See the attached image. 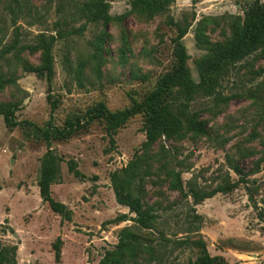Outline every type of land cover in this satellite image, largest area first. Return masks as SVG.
<instances>
[{"label":"rangeland","instance_id":"obj_1","mask_svg":"<svg viewBox=\"0 0 264 264\" xmlns=\"http://www.w3.org/2000/svg\"><path fill=\"white\" fill-rule=\"evenodd\" d=\"M87 1L0 0V52L17 42L15 52L0 58L6 81L0 104L19 105L17 126L8 128L0 117V249L15 245V264H97L128 228L155 253L149 258L139 250L120 264H189L199 255L191 243L196 239L215 264H264V53L231 66L214 94L194 98L190 110L205 122L199 134L162 136L146 145L141 113L117 129L94 118L61 140H46L35 129L51 114V127L63 129L66 119L84 118L100 102L116 112L144 101L176 63L169 17L190 25L183 43L198 82L195 61L206 50L196 34L225 43L233 17H243L254 0H171L166 12L151 16L129 0H106L108 23L86 19L81 7ZM39 33L58 35L50 87L45 75L30 71L41 64L40 50L24 48ZM49 147L62 158L52 196L71 210L70 220L39 195L40 162ZM70 160L83 177L69 171ZM133 161L141 178L133 180L132 192L157 215L149 229L137 226L135 214L115 198L112 176H125ZM171 171L180 174L186 195L172 185ZM228 184L234 186L198 203L189 192ZM122 213L127 220L111 223Z\"/></svg>","mask_w":264,"mask_h":264},{"label":"trees","instance_id":"obj_2","mask_svg":"<svg viewBox=\"0 0 264 264\" xmlns=\"http://www.w3.org/2000/svg\"><path fill=\"white\" fill-rule=\"evenodd\" d=\"M129 1L133 9H137L149 16L166 12L171 3V0ZM192 1L195 2L196 0ZM108 10L109 3L106 0H88L81 7L86 19L93 22H110L112 17ZM167 23L176 30V35L171 40L172 54L176 63L170 72L158 79L156 89L144 101L133 102L129 108L116 112L109 111L100 102L86 113V117H78L75 120L66 119L63 129L51 127V114L46 126L43 128L35 127L38 131L37 134H41L46 140H61L84 127V123L87 124L94 118H103L107 121L110 128L117 129L131 117L140 113L145 117L146 145L154 143L162 136L170 138L173 136L180 137L186 132L193 134L204 132L205 122L199 118L197 111L190 110L191 102L198 94H214L221 78L225 76L231 66L255 52L264 53V1L254 0L245 9L243 17L240 15L233 17L230 24L231 34L225 43L211 44L204 38L202 33L198 32L196 34L198 45H203L206 50L195 61L199 77L198 82L193 79L187 66L189 55L183 43V37L187 34L190 25L175 21L172 17L168 18ZM58 34L61 35L63 33L59 31ZM57 37L58 35L39 33L36 36L34 45L24 47L30 50H40L41 64L37 68H31L30 71L45 75L49 87L54 73L52 47ZM16 44L17 42L14 41L3 47L0 52V58L16 49ZM5 82L0 76V87ZM50 104L52 113L56 108V102L51 100ZM18 108L19 105L17 103L0 104V117H3L8 128H13L19 124L14 119V114ZM61 162L62 158L49 147L41 158L37 185L42 201L47 203L49 208L54 213L59 214L62 219L70 220L71 210L64 203L56 200L52 196L51 191V185L59 179ZM68 169L76 177H83L79 170L76 169L73 160L68 161ZM137 169L138 163L133 161L124 169L125 176L119 177L115 174L112 176L114 193L116 201L121 205L127 206L129 212L135 214V217H132L131 220L137 226L149 229L157 222V215L150 206L145 207L141 199L132 192L131 185L133 180L136 177L141 178L140 173H137ZM234 169L239 171L237 167H234ZM171 174L173 175L172 185L183 195H186L182 188L180 174L174 171H171ZM233 186L234 184H228L225 187H217L209 192L190 187L189 192L194 202L198 203L205 198L214 196L217 192H226ZM125 220H127L126 214L122 213L112 220L111 223ZM60 243L61 239L57 237L53 244L56 260L60 257ZM191 243L199 248V255L189 264H215V258L209 255L203 241L196 239L191 241ZM154 248L150 243L144 244L138 234L128 228H123L119 233V242L116 245V249L107 252L97 264H120L127 255H129L130 259H133L139 250L146 251L150 255L149 258H153ZM16 250L17 247L15 245L1 248L0 264H15Z\"/></svg>","mask_w":264,"mask_h":264}]
</instances>
